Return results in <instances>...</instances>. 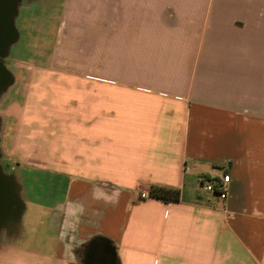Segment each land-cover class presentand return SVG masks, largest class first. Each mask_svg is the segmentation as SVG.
<instances>
[{"label": "crops", "instance_id": "obj_1", "mask_svg": "<svg viewBox=\"0 0 264 264\" xmlns=\"http://www.w3.org/2000/svg\"><path fill=\"white\" fill-rule=\"evenodd\" d=\"M59 17L74 101L44 107L59 138L26 169L68 181L25 232L7 174L21 214L0 264H264V0H65ZM225 173L222 199L204 185Z\"/></svg>", "mask_w": 264, "mask_h": 264}, {"label": "rangeland", "instance_id": "obj_2", "mask_svg": "<svg viewBox=\"0 0 264 264\" xmlns=\"http://www.w3.org/2000/svg\"><path fill=\"white\" fill-rule=\"evenodd\" d=\"M64 6L65 0H19L8 47L14 81L0 98L1 165L6 174L16 171L23 185L22 195L29 206L23 215L25 232L31 231L32 220L43 211V205L63 196L68 181L53 171L26 169L29 163L42 164L46 133L55 132L59 138L58 127L45 126L44 107L73 105L74 101V86L54 78L55 72L69 70L53 64L58 58L56 31ZM69 132L66 134L73 136L74 128Z\"/></svg>", "mask_w": 264, "mask_h": 264}, {"label": "flooded vegetation", "instance_id": "obj_3", "mask_svg": "<svg viewBox=\"0 0 264 264\" xmlns=\"http://www.w3.org/2000/svg\"><path fill=\"white\" fill-rule=\"evenodd\" d=\"M19 0H0V98L14 81L11 70V62L7 57L8 48L12 41V30L14 28V15ZM10 43V45H9ZM1 123V117H0ZM2 153L0 151V165Z\"/></svg>", "mask_w": 264, "mask_h": 264}, {"label": "water", "instance_id": "obj_4", "mask_svg": "<svg viewBox=\"0 0 264 264\" xmlns=\"http://www.w3.org/2000/svg\"><path fill=\"white\" fill-rule=\"evenodd\" d=\"M14 34V29L11 32ZM12 37V35H10ZM12 41H10L11 43ZM9 43V45H10ZM8 48V47H7ZM10 185L11 189L10 190ZM14 190V183L9 181V175L4 172L2 165H0V222L16 219L20 216V200H14L12 193ZM18 204L15 212H13L14 204Z\"/></svg>", "mask_w": 264, "mask_h": 264}, {"label": "built area", "instance_id": "obj_5", "mask_svg": "<svg viewBox=\"0 0 264 264\" xmlns=\"http://www.w3.org/2000/svg\"><path fill=\"white\" fill-rule=\"evenodd\" d=\"M230 180L231 175L225 173L218 181L208 182L204 187L207 191L216 192L222 199H226L229 193ZM141 195L143 198L152 197L150 191H143Z\"/></svg>", "mask_w": 264, "mask_h": 264}, {"label": "trees", "instance_id": "obj_6", "mask_svg": "<svg viewBox=\"0 0 264 264\" xmlns=\"http://www.w3.org/2000/svg\"><path fill=\"white\" fill-rule=\"evenodd\" d=\"M150 193L153 198L169 201L178 200L180 198L181 190L179 188L166 185H152Z\"/></svg>", "mask_w": 264, "mask_h": 264}]
</instances>
